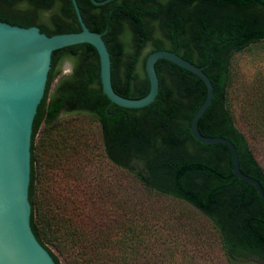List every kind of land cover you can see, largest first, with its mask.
Here are the masks:
<instances>
[{"label":"trees","instance_id":"trees-1","mask_svg":"<svg viewBox=\"0 0 264 264\" xmlns=\"http://www.w3.org/2000/svg\"><path fill=\"white\" fill-rule=\"evenodd\" d=\"M76 1L89 30L102 33L112 86L123 97L147 94L145 60L155 50L206 64L214 96L198 129L228 138L242 172L264 191L254 149L264 130L253 120L254 108L238 116L229 97L233 57L264 51V0ZM0 21L36 26L48 36L81 30L71 0H0ZM66 60L72 69L61 75ZM155 69V101L126 108L103 93L93 46L52 52L31 136L34 235L55 264H191L178 261V239L162 230L190 213L196 264H264V200L233 176L225 145L200 143L190 131L204 83L164 59Z\"/></svg>","mask_w":264,"mask_h":264},{"label":"water","instance_id":"water-1","mask_svg":"<svg viewBox=\"0 0 264 264\" xmlns=\"http://www.w3.org/2000/svg\"><path fill=\"white\" fill-rule=\"evenodd\" d=\"M102 5L112 0H91ZM80 31L48 36L36 26L21 27L0 21V264H55L48 250L38 241L31 225V204L28 187L31 171V136L33 120L41 102L51 67L53 51L87 43L99 57L102 91L121 107L141 108L153 103L159 92L155 69L164 59L193 73L205 85L206 95L190 121L194 139L204 144L225 145L230 153L233 176L255 187L264 200V191L257 179L242 172L235 145L226 137L204 136L198 121L210 106L213 84L204 71L178 53L159 49L145 60L149 89L141 98H126L116 93L111 81V58L102 33L89 30L76 0H71Z\"/></svg>","mask_w":264,"mask_h":264},{"label":"rangeland","instance_id":"rangeland-1","mask_svg":"<svg viewBox=\"0 0 264 264\" xmlns=\"http://www.w3.org/2000/svg\"><path fill=\"white\" fill-rule=\"evenodd\" d=\"M233 73L230 81L229 97L233 111L237 112V115H245L250 109L254 108V122L258 126V130H264V120L261 121V115L264 116V51H258V54H250L249 52H241L236 54L233 59ZM72 69V63L68 60L61 64V75H67ZM256 108V110H255ZM261 111V112H260ZM255 152L257 158L264 166V141L255 143ZM119 178V177H118ZM153 204V203H151ZM166 205V203H165ZM167 215V213H165ZM192 214L184 219H180L176 222L172 228L167 226L166 222L162 224V230L164 233H171L178 239V261L191 262L196 264L195 245L196 238L191 237L193 235V227L191 221L193 220ZM172 217V215H171ZM203 223V222H202ZM194 224V223H193ZM201 223H196L199 226ZM204 230V225L201 227ZM211 234V238L212 233ZM168 235V234H167ZM173 241H170L172 243ZM165 247V246H164ZM204 249V248H203ZM212 245L209 244V248L204 249L209 252V259L213 253H211ZM203 259V257H202ZM201 259L198 258L197 262ZM251 261L250 259L236 258L235 263H241ZM256 264H261L256 262Z\"/></svg>","mask_w":264,"mask_h":264}]
</instances>
